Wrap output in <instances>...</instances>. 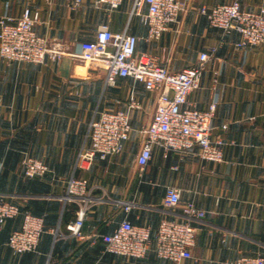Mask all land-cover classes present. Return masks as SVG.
Segmentation results:
<instances>
[{
    "label": "crops",
    "instance_id": "obj_1",
    "mask_svg": "<svg viewBox=\"0 0 264 264\" xmlns=\"http://www.w3.org/2000/svg\"><path fill=\"white\" fill-rule=\"evenodd\" d=\"M73 1L0 0V17L18 16L26 7L39 10L38 33L67 51L43 63L9 62L0 55V194L45 218L36 250L17 253L8 243L22 226V213L0 227V264H232L244 254L264 255V42L240 47L239 31L223 33L200 11L202 5L233 0H192L159 39H150L149 25L131 14L134 0H123L118 8L97 7L93 0L73 7ZM240 1L245 9L264 6V0ZM102 24L136 34L138 54L154 56L173 70L194 65L202 51L217 47L189 100L202 109L216 105L213 137L225 141L224 160L204 159L198 144L168 153L155 145L140 173L141 129L153 117L160 90H149L132 76L110 84L104 61L75 54L82 41L96 38ZM131 98L140 106H131ZM109 108L128 111L130 138L121 152L97 155L81 167L79 154L91 144L90 124ZM26 155L43 160L50 171L27 177ZM72 175L88 179L90 195L65 198ZM169 185L181 190L180 204H165ZM191 201L206 212L203 219H191L197 229L192 257L159 258L155 240L142 258L106 249L103 234L125 218L155 232L165 218L186 220L182 205ZM87 202L84 237H78L68 224Z\"/></svg>",
    "mask_w": 264,
    "mask_h": 264
},
{
    "label": "built area",
    "instance_id": "obj_2",
    "mask_svg": "<svg viewBox=\"0 0 264 264\" xmlns=\"http://www.w3.org/2000/svg\"><path fill=\"white\" fill-rule=\"evenodd\" d=\"M83 0H74L73 7H78ZM192 0H134L131 14L141 15L149 25L150 39H159L179 16L188 10ZM99 7L108 5L118 8L123 0H93ZM148 9L145 12L144 6ZM200 11L205 14L210 24L223 33L232 29L239 31L240 47L257 45L264 42V6L258 9H245L240 0L218 3L212 6L202 5ZM40 11L26 7L18 15L0 17V55L9 62L43 63L46 59L59 60L67 51L51 44L38 33L36 24ZM139 37L127 29L113 31L109 25L102 24L96 38L81 42V50L75 53L84 60L104 61L108 66L107 82L115 84L121 76H132L144 82L149 90H160L157 107L149 124L141 129L144 140L137 161L142 174L153 156L155 145L170 150L187 151L195 144L200 146L199 154L207 160H224L222 138L213 137L216 105L202 109L189 100V94L201 84L207 61L217 47L211 46L200 53L197 63L181 70H173L161 64L154 56L138 54ZM2 99L0 96V103ZM130 105L139 107V101L131 98ZM227 125H224L226 127ZM133 126L128 111L119 108L102 110L90 124L91 144L84 146L79 154L78 165L87 167L97 155L121 152L130 138ZM24 171L27 177H40L50 171L43 160L26 155ZM92 192L86 177L72 175L67 181L66 199L76 196L87 197ZM181 203V190L169 185L165 204L175 206ZM88 202L81 206L77 218L68 224L70 232L84 237L82 226ZM126 210L131 208L128 202ZM186 220L168 219L161 221L155 232L148 225L134 224L125 218L118 227L103 234L106 249L115 253L142 258L152 248L159 258L175 262L193 256L197 229L192 218L203 219L206 212L194 202L182 205ZM23 214L20 228L14 229L9 237V245L17 252L36 250L45 231V218L34 214L29 209H22L21 204L0 194V227L6 222ZM232 264H264V255L244 254Z\"/></svg>",
    "mask_w": 264,
    "mask_h": 264
}]
</instances>
